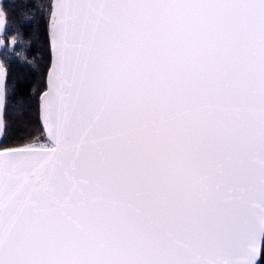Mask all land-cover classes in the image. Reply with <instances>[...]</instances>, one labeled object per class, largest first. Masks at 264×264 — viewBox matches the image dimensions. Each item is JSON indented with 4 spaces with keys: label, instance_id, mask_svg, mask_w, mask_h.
I'll list each match as a JSON object with an SVG mask.
<instances>
[{
    "label": "snow or ice",
    "instance_id": "obj_1",
    "mask_svg": "<svg viewBox=\"0 0 264 264\" xmlns=\"http://www.w3.org/2000/svg\"><path fill=\"white\" fill-rule=\"evenodd\" d=\"M35 7L39 95L5 63L41 37L0 39V264H264V0Z\"/></svg>",
    "mask_w": 264,
    "mask_h": 264
},
{
    "label": "trees",
    "instance_id": "obj_2",
    "mask_svg": "<svg viewBox=\"0 0 264 264\" xmlns=\"http://www.w3.org/2000/svg\"><path fill=\"white\" fill-rule=\"evenodd\" d=\"M48 0H4L3 7L5 11V15L11 17L8 21V25L6 27V31L8 35L6 36L8 40V48L11 49V38L16 36V34H22L27 41L30 40L33 35L40 36L41 39L39 42L34 43L31 48V55H28V60H34L36 68L38 71L34 74L31 69L22 68V66L15 61L13 57L11 63L7 64L8 70L10 72V76L13 82V85L17 88L21 87L17 81L19 78H23L26 81H31L30 84H27L26 87L31 88L37 86V95H39V89L43 88V80L42 76L45 70L48 67L49 63V53L48 46L45 38L43 37L44 24L43 17L37 11L36 5H46ZM28 4L30 7L25 8L23 5ZM33 13H36V19L34 23L26 24L24 21L25 14L31 16ZM14 28V32H13ZM21 36V35H20ZM15 39V38H13ZM17 43H21L20 40H16ZM18 49L22 52L25 51L24 48L18 47ZM15 99V98H14ZM35 108V101L33 103V110ZM33 132V137L35 139H41L45 136V132L41 127V122L37 119L31 129ZM29 142L27 140L21 139V135L18 134L15 130H11L9 132L8 139L4 140L3 143L5 145L10 144H19Z\"/></svg>",
    "mask_w": 264,
    "mask_h": 264
},
{
    "label": "rangeland",
    "instance_id": "obj_3",
    "mask_svg": "<svg viewBox=\"0 0 264 264\" xmlns=\"http://www.w3.org/2000/svg\"><path fill=\"white\" fill-rule=\"evenodd\" d=\"M3 0H0V9H4V7H3ZM5 32L7 33V35H8V32L5 30ZM13 32H14V28H13ZM6 35V36H7ZM6 36H0V39H3V42H4V44L5 45H7L8 46V40H7V38H6ZM13 38H15V40H20L21 42H28L26 39H25V37L22 35V37L19 35V34H16V36L14 37V35H13ZM13 38H11V40L13 39ZM11 45V44H10ZM17 52H21L22 53V51H20L19 49H18V47L15 49ZM5 50L3 49V48H0V52H4ZM25 51H26V49H25ZM6 55H7V53L5 52V54L4 55H0V58L2 59V61H4L5 59H6ZM13 58V57H12ZM11 58V59H12ZM7 64L8 63H5V68L8 70V67H7ZM39 142H41V143H46L47 142V138H46V135L45 136H43L41 139H39Z\"/></svg>",
    "mask_w": 264,
    "mask_h": 264
},
{
    "label": "flooded vegetation",
    "instance_id": "obj_4",
    "mask_svg": "<svg viewBox=\"0 0 264 264\" xmlns=\"http://www.w3.org/2000/svg\"><path fill=\"white\" fill-rule=\"evenodd\" d=\"M4 1V0H3ZM7 25H8V22L6 23V27H7ZM6 27H5V30H6ZM0 60L2 61V59L0 58ZM3 62V61H2Z\"/></svg>",
    "mask_w": 264,
    "mask_h": 264
},
{
    "label": "water",
    "instance_id": "obj_5",
    "mask_svg": "<svg viewBox=\"0 0 264 264\" xmlns=\"http://www.w3.org/2000/svg\"><path fill=\"white\" fill-rule=\"evenodd\" d=\"M0 62H2V61L0 60Z\"/></svg>",
    "mask_w": 264,
    "mask_h": 264
}]
</instances>
